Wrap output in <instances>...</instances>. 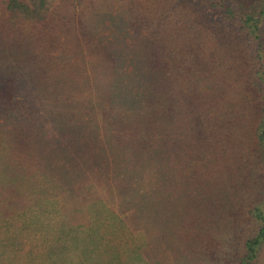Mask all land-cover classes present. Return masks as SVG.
Here are the masks:
<instances>
[{
    "label": "trees",
    "instance_id": "1",
    "mask_svg": "<svg viewBox=\"0 0 264 264\" xmlns=\"http://www.w3.org/2000/svg\"><path fill=\"white\" fill-rule=\"evenodd\" d=\"M98 7L0 0V264H264V0Z\"/></svg>",
    "mask_w": 264,
    "mask_h": 264
},
{
    "label": "rangeland",
    "instance_id": "2",
    "mask_svg": "<svg viewBox=\"0 0 264 264\" xmlns=\"http://www.w3.org/2000/svg\"><path fill=\"white\" fill-rule=\"evenodd\" d=\"M117 0H99V7L97 10H90L87 12V18L89 19L91 28L95 32H104L109 28L108 18L107 15L102 11L103 8L111 3H114ZM141 58H138V64L140 63ZM133 69L129 65L126 66L124 72L120 74V84L121 88L125 95L133 96L135 98L140 96L139 87L137 86V82L139 81L138 73L135 74V70H128ZM128 75V77L125 75ZM137 77V78H136ZM85 121V120H84ZM91 126L89 125L86 129H91L95 135V137L101 141H103L108 147H110V138L112 132V122L108 119H101L93 117L90 119ZM87 137V136H86ZM86 138L84 137V141ZM150 145V144H148ZM144 147V148H143ZM147 145H143L137 150H132L124 153L114 152V160L116 163L121 164L123 162L135 160L137 158L143 159L145 156L146 158H150V150L147 149ZM161 152L160 148L154 149V153L156 156H159Z\"/></svg>",
    "mask_w": 264,
    "mask_h": 264
}]
</instances>
